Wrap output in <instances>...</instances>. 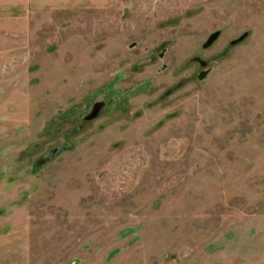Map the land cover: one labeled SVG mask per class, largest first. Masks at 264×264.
Wrapping results in <instances>:
<instances>
[{"label":"rangeland","instance_id":"obj_1","mask_svg":"<svg viewBox=\"0 0 264 264\" xmlns=\"http://www.w3.org/2000/svg\"><path fill=\"white\" fill-rule=\"evenodd\" d=\"M63 1L0 36V264H264V0Z\"/></svg>","mask_w":264,"mask_h":264},{"label":"crops","instance_id":"obj_2","mask_svg":"<svg viewBox=\"0 0 264 264\" xmlns=\"http://www.w3.org/2000/svg\"><path fill=\"white\" fill-rule=\"evenodd\" d=\"M63 2V0H0V36H4L7 32L6 26L10 27V30L11 27L25 25L28 18V10L37 9L43 5H51L52 8H56L61 6ZM3 139L5 138L3 137L0 143V211L2 214L5 213L4 206L6 203H13L14 212L22 210L21 194H13L10 197L6 194L7 186H12V182L17 180L11 182V180L7 179V168L12 158L7 155V146Z\"/></svg>","mask_w":264,"mask_h":264},{"label":"water","instance_id":"obj_3","mask_svg":"<svg viewBox=\"0 0 264 264\" xmlns=\"http://www.w3.org/2000/svg\"><path fill=\"white\" fill-rule=\"evenodd\" d=\"M218 36H219V32H218V31L212 33V34L209 36V38L207 39V41H206V43H205V46H208V45H210L211 43H213V42L216 40V38H217ZM205 76H206V72H205V71H201V72L199 73V75H198V78H199V79H203ZM102 106H103V103H101V102L96 103V104L94 105L92 111L86 116L85 119H86V120H90V119H92V118H95V117L98 115L99 111L101 110Z\"/></svg>","mask_w":264,"mask_h":264},{"label":"trees","instance_id":"obj_4","mask_svg":"<svg viewBox=\"0 0 264 264\" xmlns=\"http://www.w3.org/2000/svg\"><path fill=\"white\" fill-rule=\"evenodd\" d=\"M234 43H235V42H232L229 46H231V45L234 44ZM69 149H70V146L67 145V144H65V145L59 147L58 149H56V150H54V151H51L50 154H49V156H43V159H48V160H50V159L53 158L56 154H58V153H60V152H62V151H65V150H69ZM39 162H41V161L39 160Z\"/></svg>","mask_w":264,"mask_h":264}]
</instances>
